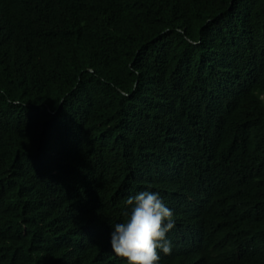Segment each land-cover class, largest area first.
<instances>
[{"label":"trees","instance_id":"16d2710c","mask_svg":"<svg viewBox=\"0 0 264 264\" xmlns=\"http://www.w3.org/2000/svg\"><path fill=\"white\" fill-rule=\"evenodd\" d=\"M144 190L159 264H264V0H0V264H127Z\"/></svg>","mask_w":264,"mask_h":264},{"label":"clouds","instance_id":"9594fccd","mask_svg":"<svg viewBox=\"0 0 264 264\" xmlns=\"http://www.w3.org/2000/svg\"><path fill=\"white\" fill-rule=\"evenodd\" d=\"M151 187V186H149ZM127 219L115 223L110 234L113 251L126 258L127 264H159V251L170 254L172 242L167 233L175 226L172 210L158 192L140 191L129 196Z\"/></svg>","mask_w":264,"mask_h":264}]
</instances>
